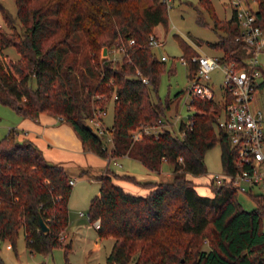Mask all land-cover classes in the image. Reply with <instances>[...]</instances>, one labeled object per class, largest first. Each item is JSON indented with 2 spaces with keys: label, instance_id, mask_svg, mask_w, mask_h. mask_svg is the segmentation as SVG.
<instances>
[{
  "label": "trees",
  "instance_id": "trees-1",
  "mask_svg": "<svg viewBox=\"0 0 264 264\" xmlns=\"http://www.w3.org/2000/svg\"><path fill=\"white\" fill-rule=\"evenodd\" d=\"M12 1L19 29L0 4L5 25L0 26V53L4 56L3 49L11 46L17 54L14 59L0 58V103L25 117L39 112L59 116L83 148L108 160L126 155L149 171H157L163 159L170 164V179L165 181H139L107 168L93 176L98 186L88 200L87 214L89 221L98 219V237L112 238L106 263L132 259V264H264V197L247 194L254 202L247 210L230 183L210 179L205 184L210 195H203L188 177L205 173L204 153L216 143L221 171L234 170L236 147L216 125L231 99L226 90L219 101L193 96L186 121L178 124L180 136L162 128L155 136L131 138L130 132L140 125L164 120L169 105V99L151 95L163 60L147 45L154 26L166 23L165 1ZM254 1L256 22L264 26V0ZM197 2L212 17V28L221 32L208 45L219 50L220 60L242 66L245 48L236 39L234 12L226 20L217 19L209 0ZM129 38L132 44H127ZM118 44L124 53L115 62L100 56L103 46ZM182 50L190 78L196 67L190 58L197 53L188 55L183 45ZM263 82L264 77L258 86ZM108 98L109 149L101 135L86 127V119ZM113 178L148 190L144 195L127 192ZM68 179L62 165L48 163L34 144L16 140L14 130L8 129L0 138V240L13 248L21 231L31 253L45 254L59 245L66 252L70 243H61L60 237L67 225Z\"/></svg>",
  "mask_w": 264,
  "mask_h": 264
},
{
  "label": "rangeland",
  "instance_id": "rangeland-1",
  "mask_svg": "<svg viewBox=\"0 0 264 264\" xmlns=\"http://www.w3.org/2000/svg\"><path fill=\"white\" fill-rule=\"evenodd\" d=\"M214 16L217 19L226 20L230 17L231 7L228 0H209ZM0 4L7 13L13 18L16 27L19 29L15 18V8L12 0H0ZM0 26L5 28L0 15ZM153 32L157 39L161 41L160 45L151 46V52L159 59L160 55L166 56L163 60V69L159 73L156 90L151 93L153 98L160 101L169 99L168 108L163 113L165 128L171 134L180 136L178 124L180 121H186V116L190 113L183 101L188 100L185 89L189 83L187 76L188 63H182L184 54L182 45L186 46V53L189 54H206L209 56L219 55V50L208 45L217 39L221 32L212 28V17L197 2V0H167L166 1V23L165 25L157 24L153 28ZM113 46H103L100 56L110 59L112 55L116 59L121 56L119 54L107 53ZM105 49V53L102 50ZM5 55L0 53V58H16L17 54L11 46L3 49ZM264 57V55H261ZM261 58V57H260ZM264 70V63H262ZM222 74L217 69H213L208 74L207 84L212 91V98L220 100L222 97ZM176 91H181L178 96H174ZM252 103L254 107L259 108L264 114V85L256 88L253 94ZM105 106V114L102 116V122L106 130L109 129L112 118V100L109 98L103 103ZM14 110L9 106L0 103V138L4 136L8 129L13 126ZM161 126V125H160ZM164 128V127H163ZM102 142L109 149L111 145L110 131L101 135ZM100 157V156H98ZM103 161V159L100 157ZM205 173L196 176L193 180L199 190L208 191L203 185L207 184L212 174L221 173L219 161V145L216 143L208 148L203 156ZM104 166V165H103ZM106 168L111 171L127 170L136 174H144L151 180L165 181L170 179V164L166 160H161L158 170L155 172L148 171L142 164L135 160H128L121 157H114L108 160ZM74 180L71 186L72 196L68 204V225L65 231H62L60 241L65 243L69 241L70 247L65 252L62 246H54L50 252L42 254L29 252L24 245L22 232L19 231L14 247L11 248L7 241L0 240V256L4 264H107L105 256L109 251L112 243L110 236L98 237L96 230L92 226L91 221L83 217H78L77 212L87 213V205L89 198L96 192L98 182L95 179L84 178L80 172H69ZM93 178V177H92ZM206 182V183H205ZM236 199L244 209H251L254 206L252 199L242 192H237ZM264 231V222H263ZM97 243L94 244V240ZM124 264H132V259Z\"/></svg>",
  "mask_w": 264,
  "mask_h": 264
},
{
  "label": "built area",
  "instance_id": "built-area-1",
  "mask_svg": "<svg viewBox=\"0 0 264 264\" xmlns=\"http://www.w3.org/2000/svg\"><path fill=\"white\" fill-rule=\"evenodd\" d=\"M165 3L167 0H164ZM231 10L238 22V34L236 39L245 48V56L242 66L237 67L233 61H223L217 56H209L199 53L191 56L195 63V72L189 78L185 89L188 100L183 101L187 109H190L189 101L193 96L200 98L212 97V91L207 84L208 74L213 69H218L222 74V90H226L231 99L224 105L222 115L217 119V127L223 130L229 143L235 146L233 159L234 170L232 173H214L211 180L215 183H230L237 192L246 194L258 193L264 197V119L261 110L251 107L254 91L264 77L262 63H264V26L256 22V4L254 0H228ZM129 38L127 44H132ZM161 41L150 34L147 39L148 46L160 45ZM107 53L122 56L124 47L121 44L110 45ZM261 57V58H260ZM114 60L113 55L109 57ZM160 60L166 56L160 55ZM184 63V60H181ZM146 82L145 78H141ZM114 97V95H113ZM105 114V106L95 108L90 117L86 119L88 126L97 134L102 135L109 130L103 125L102 116ZM60 119V117H59ZM161 125V126H160ZM165 128L161 120L153 124H143L130 132L133 140L142 134L156 135ZM73 180L68 179V184ZM88 219V214L78 211ZM94 229L98 227V219L91 221ZM42 264V263H37Z\"/></svg>",
  "mask_w": 264,
  "mask_h": 264
},
{
  "label": "crops",
  "instance_id": "crops-1",
  "mask_svg": "<svg viewBox=\"0 0 264 264\" xmlns=\"http://www.w3.org/2000/svg\"><path fill=\"white\" fill-rule=\"evenodd\" d=\"M3 54L5 53L3 52ZM263 85L264 82L261 83L257 88H261ZM254 106L255 105L251 101V107ZM261 113L264 119L263 111H261ZM12 119H13L12 120L13 126L11 127V129L14 130V136L16 140H24V139L29 140L32 144H34L36 148L39 149L44 160L47 161L48 163L60 164L67 170L68 173L69 172L73 173V171L79 172L80 170H85V172L82 174L85 176L82 177L89 179H95L93 176L95 174L103 172V170L106 168L108 159L106 157L100 156L103 159L102 161L97 154L83 148L80 140L73 132L71 126L67 124L65 121L59 119V116L51 115L45 112H39L36 116L30 118V117L21 116L14 111ZM118 157L128 160H135L126 155H122ZM113 172L118 175L127 174L133 176L135 179L139 181H157L146 178L147 176H145L144 174H136L135 172L127 170L126 168H124L123 170H117ZM151 172H155V171H151ZM188 177L193 181L196 176H188ZM69 179L73 180L70 174H69ZM113 182L120 185L123 190L133 194L144 195L148 190L146 187H142L128 180H124L120 178H113ZM73 184H74V180L71 186ZM203 187L207 188L205 184L203 185ZM194 189L199 194L210 195V191L208 189H207L208 191L199 190L198 187L195 185V183H194ZM72 194L73 193L70 190L67 199V225H68V217H69L68 204ZM77 216L83 217V215H79L78 212H77ZM65 229L63 231H65ZM96 243L97 240L95 239L94 244ZM8 245L10 246L9 243Z\"/></svg>",
  "mask_w": 264,
  "mask_h": 264
},
{
  "label": "water",
  "instance_id": "water-1",
  "mask_svg": "<svg viewBox=\"0 0 264 264\" xmlns=\"http://www.w3.org/2000/svg\"><path fill=\"white\" fill-rule=\"evenodd\" d=\"M102 53H105V49H103L102 50ZM86 127L88 128V129H90V127L88 126V125H86ZM38 222H39V226H40V229L41 230H45V224L43 223V221L41 220V218L39 217L38 218Z\"/></svg>",
  "mask_w": 264,
  "mask_h": 264
}]
</instances>
